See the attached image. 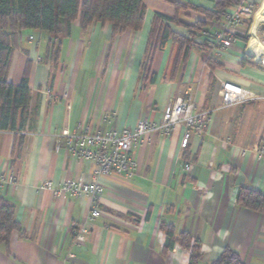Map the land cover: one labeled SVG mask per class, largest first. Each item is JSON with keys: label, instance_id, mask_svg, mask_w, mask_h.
Wrapping results in <instances>:
<instances>
[{"label": "crops", "instance_id": "obj_1", "mask_svg": "<svg viewBox=\"0 0 264 264\" xmlns=\"http://www.w3.org/2000/svg\"><path fill=\"white\" fill-rule=\"evenodd\" d=\"M182 1L192 6L179 11L189 24L200 17L195 6L213 7L209 0ZM144 2L140 30L114 32L111 23L99 21L83 28L76 20L69 35L57 40L55 58L49 55V33L21 32L8 81L18 84L28 71L30 102L22 130L0 131V174L7 180L0 183V197L14 205L22 228L12 232L8 244L0 243V264H190L195 240L201 244L196 264H210L225 247L246 264H264V210L237 202L242 185L264 192V161L252 150L264 141V55L257 59L248 51L254 17L239 30L248 42L236 38L228 49L210 51L219 60L215 68L204 61L209 49L199 38L172 75L176 45L169 40L153 51L148 36L155 13L173 17L175 8L166 0ZM255 14L264 15V0ZM223 23L224 18L207 26L222 31ZM257 36L264 44V34L257 30ZM246 54L254 64H241ZM225 82L255 97L224 106ZM177 97L191 99L197 112L210 116L186 150L181 147L186 126L180 122L169 135H144L132 151L134 175L100 176L103 193L97 198L56 196L40 188L46 181L60 185L96 177V162L68 150L63 130L133 129L144 118L161 123ZM185 162L192 164L190 171ZM94 208L100 215L92 216ZM162 224L174 230L170 248Z\"/></svg>", "mask_w": 264, "mask_h": 264}, {"label": "trees", "instance_id": "obj_2", "mask_svg": "<svg viewBox=\"0 0 264 264\" xmlns=\"http://www.w3.org/2000/svg\"><path fill=\"white\" fill-rule=\"evenodd\" d=\"M175 8V16L170 17L156 12L148 36V44L153 51L164 47L171 40L176 45V54L172 64L171 74H175L181 62L189 56L194 45L198 44V31L207 27L209 21L218 22L225 14L243 0H209L212 8L195 6L200 17L189 24L181 21L179 11L192 8L182 0H166ZM146 13L144 0H0V131H20L24 128L30 102V86L28 71L18 84L8 81V72L20 35L26 29H39L50 34L49 55L57 57V43L61 37L69 35L72 24L79 20L83 28H87L94 21L111 23L114 32L126 29L140 30ZM170 23L183 25L188 30L186 34L172 28ZM249 26V22L246 23ZM236 38L248 42V35L235 34ZM204 55V61L215 68L219 60L211 54V48ZM146 53V60L151 58L152 52ZM241 64H254L253 57L246 54ZM187 148L185 147L184 150ZM20 151H22L20 145ZM186 152V151H185ZM186 154V153H184ZM189 155V154H188ZM237 202L255 211L264 210V192L250 186H240ZM21 224L16 219L14 205L0 197V243L8 244L11 234L21 230ZM167 233L166 247L174 243L172 226L162 224ZM192 257L190 264H196L201 256V244L198 240L190 241ZM210 264H246L241 256L230 247H225L217 259Z\"/></svg>", "mask_w": 264, "mask_h": 264}, {"label": "built area", "instance_id": "obj_3", "mask_svg": "<svg viewBox=\"0 0 264 264\" xmlns=\"http://www.w3.org/2000/svg\"><path fill=\"white\" fill-rule=\"evenodd\" d=\"M257 1L243 0L240 4L231 8L224 16L222 31L213 30L209 26L200 30V38L210 46L213 53H220L236 42L235 34L253 19L255 2ZM261 64L264 66V58L261 60ZM221 97L222 104L229 106L253 98L255 95L250 90L225 82ZM195 108V103L191 99L177 97L174 102L166 106L161 123L144 118L140 119L133 129H109L106 132H101L92 130L87 125H80L70 130H63L62 135L65 136L68 150L78 158L96 162V177L91 181H86L83 178L66 180L60 185L46 181L41 184L40 188L50 189L56 196L61 195L63 192H71L75 195H91L97 198L103 193V186L99 181L100 176L123 174L132 177L134 175L136 162L132 157V151L142 143L144 135L156 131L169 135L178 123L183 122L186 129L181 140V147H187L190 138L194 134L201 133L210 120L208 112L199 113ZM227 143L226 141L224 144ZM58 148L59 143L57 144ZM252 150L259 160L264 161V141L255 144ZM247 151V149H243L241 154L245 155ZM184 168L190 171L192 164L185 162ZM6 181V178L0 174V183ZM100 213L99 209L94 208L92 216H98ZM86 231L85 227L81 228L77 239L80 240L86 234ZM77 239L76 244L79 243ZM70 256H74V253L71 252Z\"/></svg>", "mask_w": 264, "mask_h": 264}, {"label": "bare ground", "instance_id": "obj_4", "mask_svg": "<svg viewBox=\"0 0 264 264\" xmlns=\"http://www.w3.org/2000/svg\"><path fill=\"white\" fill-rule=\"evenodd\" d=\"M264 24V15L255 14L253 23L251 26V38L248 44V51L254 54L257 59H259L260 53L264 55V44L258 39L257 28Z\"/></svg>", "mask_w": 264, "mask_h": 264}, {"label": "rangeland", "instance_id": "obj_5", "mask_svg": "<svg viewBox=\"0 0 264 264\" xmlns=\"http://www.w3.org/2000/svg\"><path fill=\"white\" fill-rule=\"evenodd\" d=\"M261 5V0H258L255 2V11L258 10V7ZM258 34H264V24H261V26L258 27Z\"/></svg>", "mask_w": 264, "mask_h": 264}]
</instances>
